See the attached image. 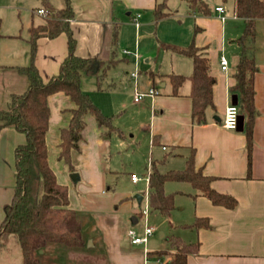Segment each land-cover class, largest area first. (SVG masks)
Wrapping results in <instances>:
<instances>
[{"label": "crops", "instance_id": "crops-1", "mask_svg": "<svg viewBox=\"0 0 264 264\" xmlns=\"http://www.w3.org/2000/svg\"><path fill=\"white\" fill-rule=\"evenodd\" d=\"M36 1L43 4L42 8L36 9L37 13L44 10L48 14L46 6H52L56 11L67 6L65 0ZM161 1L163 0H70L74 17L69 21V27L76 40V55L112 62L101 80L107 78L113 67L122 66L127 71V79L123 80L129 82V88L125 86V91L129 92L127 96L131 98L130 106L136 109V117L134 127L128 126L125 129L134 140L125 146L126 139L122 128L114 126L121 134L110 133L105 128L100 129L95 118L89 115L86 117L83 139L79 143L80 151L72 154L75 172H70L64 162L59 160V155L61 130L70 125L75 105L64 93H57L48 99L50 122L46 144L50 167L58 183L68 187L70 207L73 210L78 211L70 198L72 186L99 197L96 203L92 202L88 206L94 210L100 211L104 200L113 208L123 199V208L120 210L118 205L115 212L122 211L130 215L131 226L128 232L133 230L143 236L146 226V219L143 211L141 212L143 202L147 204L148 201L150 208V185L147 186L145 179H150L154 167L161 173H166L162 167L171 158L179 161L180 167L169 171L184 170L194 151L196 168L213 178L214 190L234 197L237 206L234 209L216 206L208 198L196 196V190L189 184L192 188L188 192L189 198L194 207L193 223L183 226L182 229L188 232L190 238L187 243L181 237L175 239L184 244L199 245L198 253L189 255L187 264H264V57L255 48L254 59L258 66L255 76V105L259 116L254 124L249 171L245 133L228 130L223 125L226 109L233 105L234 74L241 52L237 41L244 32V26L239 29L235 27V23L228 27L231 21L243 22L235 15V0L231 2V11L222 0H214L213 3V0H204L211 9L209 16L192 12L187 4L180 14L178 10H172L168 3L167 12L170 15L156 22L154 10ZM21 7L24 6L0 4V29L6 21L9 25L7 32L0 31V107H6L14 97L27 92L29 81L21 72L22 68L34 64L44 82H48L58 75L68 56L69 40L66 33L54 39H38L33 53L31 30L44 25L47 15L43 16L42 22L32 18L24 26L23 22L20 23ZM217 7H223L225 12H217ZM2 9H7L12 15L4 16ZM260 22L258 20L256 23V40ZM25 27L26 33L23 32ZM192 44L203 49L208 56L211 64L210 75L215 81L214 107L207 110V123L203 125L195 124L192 119L191 82L185 81L176 90L172 80L175 76L192 75V59L174 50L187 48ZM222 57L228 61L227 71L222 70ZM144 60L149 64V68L145 69L149 70L143 79L141 69ZM134 73H137V78H132ZM88 77L83 75L81 78L82 90L92 97L106 116H109L105 110L106 103L108 109H118L121 112L126 110L128 103L113 98L116 90L114 81L109 88H101L99 79L95 78L98 84L96 89L94 82ZM98 90L109 91L112 98L101 102L93 95ZM151 90H155L154 96L135 102L138 93L148 94ZM139 132L145 135L149 144L148 164L145 167L147 174L143 177L135 172H127L128 168L119 164V159L111 158L116 153L119 156L123 149L138 146L135 137ZM113 135L123 141L113 142ZM25 143L26 136L14 128H6L0 132V226L5 217L4 208L14 197L17 173L15 151ZM120 173L127 174L133 186L145 182V188L134 196L125 193L116 197L107 196V177ZM72 174H77L76 181L72 179ZM132 175H137L142 180L134 183L131 180ZM137 196L141 197L140 200ZM140 219L144 220L142 229L138 228ZM197 219L209 220L210 228L190 227ZM147 225L149 226L148 219ZM153 228L155 234L156 228ZM87 241L88 239L86 243ZM148 242L145 245H133L129 238L128 244L132 248L143 247L144 263H149L151 259L154 264H172L170 256L157 258L153 253H175L174 246L169 250L151 251L147 248ZM94 245L95 240H91V247ZM135 256L136 254H130L127 258L133 259ZM138 258L140 262V255Z\"/></svg>", "mask_w": 264, "mask_h": 264}, {"label": "trees", "instance_id": "trees-1", "mask_svg": "<svg viewBox=\"0 0 264 264\" xmlns=\"http://www.w3.org/2000/svg\"><path fill=\"white\" fill-rule=\"evenodd\" d=\"M65 1L67 6L58 11L52 6H46L48 12L46 23L33 28L30 38L34 53L38 39L42 37L54 39L63 33L67 34L68 56L63 61L58 75L44 82L34 64L22 68L21 72L29 81L27 92L14 97L6 107H0V132L6 128H14L26 136V143L18 146L15 151L17 171L15 192L12 202L4 208L5 217L0 226V246L10 237H16L22 253V264H41L40 257L43 254L40 252H45L55 244L68 248H84L87 244L83 234V222L79 219L77 211L70 207L68 187L58 183L49 164L46 144L50 122L49 97L64 93L75 105L70 125L61 130L59 155V160L64 162L70 172H75L72 154L74 151H80L79 143L83 139L87 116H93L100 129L105 128L110 133L121 134L114 127L113 118L106 116L81 86L83 75L100 80L112 62L76 55V40L69 27V21L73 19L74 13L70 0ZM182 1L192 12L206 16L211 14V9L204 0ZM167 9L168 0L156 4L154 10L156 22L170 15ZM235 15L243 20L244 32L237 41L241 52L234 74L235 85L232 93L238 96L239 113L244 117L243 132L247 140L251 171L254 124L259 116L255 105V76L258 73L254 59L256 23L258 20H264V0H235ZM174 50L193 61L192 75L173 77L174 87L177 90L185 81L191 82L192 119L195 124H206L207 110L214 107L215 81L210 75V60L203 49L194 44ZM168 182L188 183L196 190V196L206 197L216 206L228 209L237 206L234 197L214 190L213 178L196 168L194 151L182 171L161 173L155 167L152 169L149 207L164 217H169L174 209V195L165 192V184ZM190 227L209 229L210 221L197 219ZM173 246L175 253L154 252L153 256L157 258L170 256L172 264H187L188 256L197 254L199 249L197 243L184 244L179 240L173 241Z\"/></svg>", "mask_w": 264, "mask_h": 264}, {"label": "rangeland", "instance_id": "rangeland-1", "mask_svg": "<svg viewBox=\"0 0 264 264\" xmlns=\"http://www.w3.org/2000/svg\"><path fill=\"white\" fill-rule=\"evenodd\" d=\"M209 2H211V0H209ZM213 2L214 0L211 3ZM231 2H233V0H227V2L223 3L230 11L232 6ZM168 3L172 10H178L180 14L187 7L186 3L182 0H168ZM0 4L5 6L21 4V6H24L20 9V23L23 22L24 26H26L32 18L37 22L39 20L41 22L44 20V17L39 15L36 10L37 8L43 7L41 1L0 0ZM1 13L4 16L6 14L9 16L12 15L7 9H2ZM231 23H235V27L239 29L244 26L242 21H237V23L231 21L228 24L229 28L231 27ZM8 26L9 25L6 21L0 31L7 32L6 30ZM26 31L27 29L25 27L23 32L26 33ZM257 32L258 30L256 29V33ZM255 48L257 51L261 52V57H264V20H261L259 23V36L256 40ZM142 63L143 69H141V76L144 79L147 70H149L145 68H149L147 67L149 64H146L145 60ZM126 72L127 71H125L122 66H116L108 72L107 78L101 80V77L99 80L101 88L106 86L109 88L110 85H113L114 81L116 84V90L114 91L115 95L113 98L121 99L128 103V107L124 112H121V110L118 109H108V103L105 104V110L108 112L107 115L114 116V126L123 129L126 139L124 142L125 146L134 140L131 138V134L126 132L125 128L128 126L134 127V119L136 117V109L132 108L133 106H130L131 98L127 96L129 95V92H127V90L125 91V86L129 88V82H124L123 80V78L127 79ZM88 79L94 82V88L97 89L98 84L95 77H88ZM93 95L96 96L98 100H101V102H106L112 98L109 91L99 92L98 90L96 93H93ZM90 98L92 99V97ZM144 122L145 121H143V123ZM111 140H113V142L123 141L116 135H113ZM135 141H137L140 146L126 148V150L123 149L119 156L116 153V155L111 158L112 160L116 158L117 160L119 159V164H124L128 168L127 172H135L138 176L143 177L147 174V169H145V167L148 164L149 144L145 135L140 132L135 137ZM172 159L173 158L169 159L162 167L164 172H167L172 168L180 167L179 161ZM145 185V182H141L139 185L133 186L127 174L120 173L119 175H111L107 177V187L105 188V191L106 195L111 197H116L123 193L133 194L132 196H134L138 191H142L145 188ZM191 191L192 188H190V185L187 183L168 182L165 184V192L174 195V209L171 212L170 217H164L160 213L152 211L149 208V226L156 228L155 234L150 236L148 240L147 248L149 250H169L172 247L173 241L179 237L184 239L186 243L188 242L187 240H189L190 236L188 232L182 228L183 226L193 223L194 207L188 193ZM70 198L73 204L77 206L79 219L83 222V234L85 239H88L87 244L84 248H68L60 244L52 245L47 248L45 252L42 251L41 254L43 255L40 257L41 264H154L151 259H149V263H144V258H142L143 247L137 249L132 248L128 244V228L131 226V217H129L130 215L128 214L122 213V211L115 212V207H118V205L120 210L123 208V199L116 203L113 207L114 210L109 206V203L104 200V205H101L102 208L98 211L89 208L92 202L96 203L95 201L99 199L98 196L94 197L91 192H84L81 188L72 186L70 188ZM146 205L147 204L144 201L141 206V212L145 210ZM143 226L144 220L140 219L138 228L142 229ZM91 240H95V245L92 247ZM130 254H136V256L133 259H128L127 256ZM139 255L140 262L138 258ZM0 264H22V253L16 237H10L9 240L4 241L2 246H0Z\"/></svg>", "mask_w": 264, "mask_h": 264}, {"label": "built area", "instance_id": "built-area-1", "mask_svg": "<svg viewBox=\"0 0 264 264\" xmlns=\"http://www.w3.org/2000/svg\"><path fill=\"white\" fill-rule=\"evenodd\" d=\"M216 11L221 13V14H223L225 12L223 7H217ZM38 13L40 15H42V16H46L47 15V13L44 10H40ZM220 62H221L222 70L223 71H227L228 70V61H227V59L225 57H222ZM132 78H137V73L132 74ZM155 94H156L155 90H151L148 94L138 93L135 96V102H140L145 97L154 96ZM239 123H240V113H239L238 106L230 105L226 109L224 120H223V125L228 130L236 131L238 129V127H239ZM131 180L134 183H138L142 179L140 177H138L137 175H132ZM145 182H146L147 186L150 185L149 177H147L145 179ZM147 196H148V194H147ZM148 211H149V208H148V201H147L146 208L143 211V215H144V217L146 219V226H145V229H144V235L140 236L133 230L128 232L129 238H130L131 243L133 245H145L148 242L149 237L152 236L154 231H155V229L153 227H150V226L147 225V219H148V214H149Z\"/></svg>", "mask_w": 264, "mask_h": 264}, {"label": "water", "instance_id": "water-1", "mask_svg": "<svg viewBox=\"0 0 264 264\" xmlns=\"http://www.w3.org/2000/svg\"><path fill=\"white\" fill-rule=\"evenodd\" d=\"M232 104L235 105V106H238V104H239V98H238L237 95H234V96L232 97ZM237 131H238V132H243V131H244V117H243V116H240V123H239V127H238ZM77 178H78V177H77V174L72 175V179H73L74 181H76ZM140 198H141V197L137 196V199L140 200ZM40 253H42V251H41Z\"/></svg>", "mask_w": 264, "mask_h": 264}]
</instances>
